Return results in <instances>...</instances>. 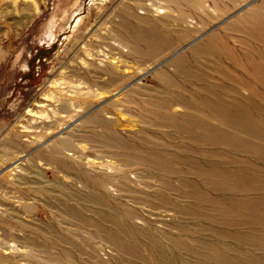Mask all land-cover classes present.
I'll use <instances>...</instances> for the list:
<instances>
[{
  "label": "rangeland",
  "instance_id": "rangeland-1",
  "mask_svg": "<svg viewBox=\"0 0 264 264\" xmlns=\"http://www.w3.org/2000/svg\"><path fill=\"white\" fill-rule=\"evenodd\" d=\"M200 1L0 0V264H264V0Z\"/></svg>",
  "mask_w": 264,
  "mask_h": 264
},
{
  "label": "bare ground",
  "instance_id": "bare-ground-1",
  "mask_svg": "<svg viewBox=\"0 0 264 264\" xmlns=\"http://www.w3.org/2000/svg\"><path fill=\"white\" fill-rule=\"evenodd\" d=\"M189 3L193 4L194 6H200V0H188ZM163 10H160V13H162ZM249 26V36L252 37L255 41H258L259 43H264V2L258 6L257 12L254 15V13H248L244 17L240 18L238 20V24L241 26L245 25H250ZM248 28V27H247ZM246 28V29H247ZM240 29V28H239ZM243 30V29H242ZM220 36V35H219ZM217 35L211 36L206 43H203L201 46L197 47L195 50H193V55H199L203 54L205 52L210 51L212 54L217 55L219 58H224L226 60L232 61L235 65H240L239 60L235 57L234 52L229 48L223 40H221ZM263 46V45H262ZM264 47V46H263ZM256 56V55H255ZM185 58H180L176 60L174 63V66L177 67V69L182 71L183 69V64L186 62ZM258 60V59H257ZM263 60V59H261ZM259 61V60H258ZM261 62V61H260ZM264 62V61H263ZM262 63V62H261ZM247 65L250 68L251 76L258 82H263L264 83V72L261 71V67H259L256 62L253 60L252 57H249ZM246 65V66H247ZM242 70V69H241ZM158 75H160V78L162 80H165L169 82V84L174 85L172 80L168 77V74L166 72H161ZM187 76H190V73L186 74ZM249 76V78L251 77ZM114 79V77H112ZM111 78V82H114V80ZM171 100V99H170ZM174 100V99H173ZM176 100V99H175ZM206 106V104H204ZM189 117H193L192 120L196 124L198 122V126L202 125L201 120L202 117L198 116L195 117V114H190L187 113ZM222 116H227V122L230 124L229 126V131L231 132H237V133H246L247 135L249 134L248 132L250 131H255L257 133H261L264 135V129L261 127H257L254 123L251 124L248 119L245 118V116H238V120H233L230 115V111L228 110L227 112H221ZM227 134V133H226ZM224 134L222 137L224 139V142L228 143L230 146L237 145L239 147L247 148V149H264V145L261 144V142L257 141H251V138L247 139L245 138H238V137H233L232 135H226ZM232 136V137H231ZM261 140H264V137ZM65 142V141H64ZM256 142V143H255ZM260 151V150H259ZM57 153V152H56Z\"/></svg>",
  "mask_w": 264,
  "mask_h": 264
}]
</instances>
